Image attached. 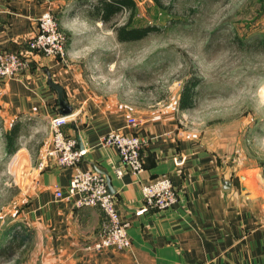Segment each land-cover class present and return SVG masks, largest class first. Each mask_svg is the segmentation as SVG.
Masks as SVG:
<instances>
[{
    "label": "crops",
    "instance_id": "obj_1",
    "mask_svg": "<svg viewBox=\"0 0 264 264\" xmlns=\"http://www.w3.org/2000/svg\"><path fill=\"white\" fill-rule=\"evenodd\" d=\"M63 5V0H0V52L28 55L26 42L38 31V18L49 9L58 12L64 27L82 24L78 15L64 12L69 8L63 10ZM76 6L88 11L89 2ZM78 47L68 46L66 57L74 58ZM28 57L31 65L25 72L0 78L4 146L8 149L7 133L16 132L12 154L18 163L20 153L26 156L39 138V128L49 126L52 116L67 115L61 113L58 92L50 81L61 85L73 109L62 130L86 150L81 168L110 178L116 208L129 223L131 246L95 247L104 215L97 207H77L56 196L57 189L67 188L74 169L57 165L48 154L52 145L44 140L39 145L41 158L24 157L34 168L25 185L30 199L21 207L17 224V232L25 235L19 247L24 251L11 258L26 257L27 264H264V186L254 180L238 191L232 170H226L217 155L176 131L161 115L121 101L115 82H102L90 73L86 77L85 73L96 71L93 66L76 67L42 54ZM132 116H139L142 124L130 126ZM110 130L139 134L146 140L142 172L128 171L117 148L101 144ZM22 136L27 137L23 143ZM41 163L44 166L39 168ZM117 168L123 169L121 177ZM159 177H169L178 191L177 203L164 210L147 206L142 194V186Z\"/></svg>",
    "mask_w": 264,
    "mask_h": 264
},
{
    "label": "rangeland",
    "instance_id": "obj_2",
    "mask_svg": "<svg viewBox=\"0 0 264 264\" xmlns=\"http://www.w3.org/2000/svg\"><path fill=\"white\" fill-rule=\"evenodd\" d=\"M63 2V10L69 8L64 12L78 15L82 24L64 27L55 11L67 36L66 50L79 46L74 58L65 52L57 59L93 66L96 71L86 77L90 73L102 82H115L121 101L161 115L176 131L210 149L232 170L238 191L254 180L264 186V48L256 46L264 38V0H134L135 7L119 11L111 22L94 19L76 6L96 0ZM113 24L155 29L120 41ZM190 81L192 104L182 107ZM49 126L39 128V138L26 156L20 153L18 163L0 137V245L9 232H17L21 207L30 199L26 181L34 172L25 159L43 156L39 145L44 140L52 145ZM262 195L264 201V191ZM27 262L23 256L0 255V264Z\"/></svg>",
    "mask_w": 264,
    "mask_h": 264
},
{
    "label": "built area",
    "instance_id": "obj_3",
    "mask_svg": "<svg viewBox=\"0 0 264 264\" xmlns=\"http://www.w3.org/2000/svg\"><path fill=\"white\" fill-rule=\"evenodd\" d=\"M67 36L60 28L55 12L45 11L38 18L37 33L27 40L26 51L30 54H42L47 57L65 56ZM27 54L16 51L0 52V78H13L25 72L31 65ZM69 120V115L52 116V148L49 156L55 158L57 165L74 169L69 185L65 189H57L58 198L71 200L77 207H97L104 215V221L98 230L97 249H127L131 246L129 223L124 221L115 203L113 193L105 174L93 170L82 169L80 162L86 153L80 149L76 138L67 136L62 127ZM142 121L134 116L128 119L130 126H138ZM101 144L117 148L122 164L131 173L143 171L142 151L145 139L139 134H128L121 130H110L101 138ZM43 163L39 166L42 168ZM121 177L123 169H116ZM142 194L147 206L164 210L171 208L178 201V191L169 177L156 178L142 186Z\"/></svg>",
    "mask_w": 264,
    "mask_h": 264
},
{
    "label": "trees",
    "instance_id": "obj_4",
    "mask_svg": "<svg viewBox=\"0 0 264 264\" xmlns=\"http://www.w3.org/2000/svg\"><path fill=\"white\" fill-rule=\"evenodd\" d=\"M135 7L134 0H96L94 3H89V13L92 15V17L100 18L101 20L105 22H111L114 18V16L121 10H123L126 7ZM114 30L116 31L117 38L120 41H127V40H133L138 39L149 32L153 31L155 29L154 26H147V27H136V28H129V26L126 24L116 26L113 24ZM264 48V38L256 43V46H259ZM192 84H194V80H192ZM190 84L185 87L184 96L182 99V107H187L192 104L191 99L189 98V90H190ZM16 132L7 133L6 139H7V145L10 153L13 152V141L17 138ZM9 232V231H8ZM24 234L13 231L12 234L9 232V239L4 242V244L0 245V255H4L6 258H11L13 255L17 252L19 247L25 243ZM20 237V240H19ZM19 240V241H18Z\"/></svg>",
    "mask_w": 264,
    "mask_h": 264
},
{
    "label": "water",
    "instance_id": "obj_5",
    "mask_svg": "<svg viewBox=\"0 0 264 264\" xmlns=\"http://www.w3.org/2000/svg\"><path fill=\"white\" fill-rule=\"evenodd\" d=\"M50 84L57 90L58 92V99H59V109L60 111H62L61 113H65V114H72L73 112V109L71 108V106H69L65 96H64V92H63V88L61 85L57 84V83H54V82H51L50 81ZM106 178H107V183H108V186H109V192L110 193H114V189L112 188L111 184H110V178L106 175Z\"/></svg>",
    "mask_w": 264,
    "mask_h": 264
}]
</instances>
